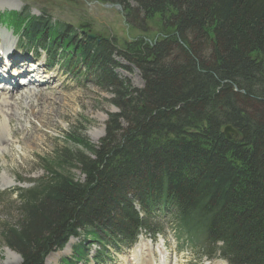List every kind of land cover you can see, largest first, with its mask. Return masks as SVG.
<instances>
[{"label": "trees", "instance_id": "1", "mask_svg": "<svg viewBox=\"0 0 264 264\" xmlns=\"http://www.w3.org/2000/svg\"><path fill=\"white\" fill-rule=\"evenodd\" d=\"M98 1L122 6L145 33L155 24L159 38L121 51L28 8L0 12L25 50L83 66L119 111L98 148L74 137L81 149L43 160L47 176L15 192L18 218L0 224V246L22 264H45L83 233L89 241L74 248L76 260L87 264L94 243L102 263L141 232L161 233L153 221L168 218L195 253L264 264V0ZM116 57L138 69L142 89L118 77L129 67ZM226 126L238 137L227 139Z\"/></svg>", "mask_w": 264, "mask_h": 264}, {"label": "rangeland", "instance_id": "2", "mask_svg": "<svg viewBox=\"0 0 264 264\" xmlns=\"http://www.w3.org/2000/svg\"><path fill=\"white\" fill-rule=\"evenodd\" d=\"M25 8H28L35 16L45 14L55 23L68 24L80 30L84 35L103 38L121 51L126 48L128 43L138 39L156 41L160 36L159 29L157 30L155 24H150V28L146 33L133 28L129 24L128 14L122 6L98 0H0V11L2 12H21ZM4 26L1 29L2 39L3 35L7 34L10 39L18 43L16 46L17 51H24L22 49L25 47L24 40L20 36L12 35L14 29L10 24ZM20 55L19 60L23 62L21 67L30 70L31 67L28 65L30 61L27 59V55L21 52ZM62 60L60 59L59 63L50 67H45L43 61H39L42 64L41 73L34 75V77H37L36 80L44 82L48 81L46 78H51L45 93L49 94V101L56 99L51 108L49 106L45 109L35 108L37 113H42L44 124L40 123V119H35L29 113L31 126L26 127L25 130H22L21 127V124H24L23 118L19 122L14 120L12 123V130L15 133L19 132L17 137L22 143L19 145L14 142L5 154L6 158L0 157V175L6 176L7 180L10 178L15 181L11 188L0 186V193H5L0 198V224H14L18 218V197L15 192L18 189H30L33 184L45 179L47 174L43 166V160L53 162L56 151H60L59 149L63 147L73 150L81 149L74 145V137L84 139L90 145L98 148L102 139L106 137V125L109 116L119 112L111 103L114 98L113 94L110 91H103L98 88L92 74L86 72L83 66L70 70L63 64L64 61L62 62ZM116 60L119 65L129 67L127 70L117 68L116 74L118 77L129 81L134 88L142 89L144 83L138 69L128 65L120 57H116ZM11 71L5 76L6 78L10 77ZM34 84H38V81ZM1 86L3 88L8 87L7 84H1ZM40 93V90L35 92L36 95ZM18 98H16V101H19ZM25 111L27 110L25 109ZM31 127L36 130L32 141L28 137V130ZM69 140L72 143H69ZM89 156L94 159V156ZM71 174L76 181L82 182L84 180V176L78 170H73ZM135 209L139 211L136 202ZM153 223L159 225L158 227L165 232L163 240L157 238L156 241L149 242L152 246L151 249L155 252L150 249L151 246L148 243L146 245L155 255L157 253V259L153 264H163L165 258H168L167 261H171V264H218V260L208 262L205 256L195 254L190 248H186L185 252H180V248L170 231V223L159 222L157 219ZM141 238L150 241L147 235H143ZM88 241V237L83 233L79 239H71L69 246L67 245L65 249L52 253L47 257V259L51 258L47 264H66L64 260L84 264L82 260H76L78 257L75 255L74 248ZM163 241L168 245V253L163 250L166 246L162 245ZM143 244H146L143 240L138 242L133 250H129L125 245H120L118 249H111L107 253V257L104 258L107 261L105 264H131L135 257L140 256L142 252L144 253ZM86 248L90 249L89 259L100 251L99 245L94 243L87 244ZM8 251L12 254H9ZM62 252L64 254L58 256ZM0 264H22V259L17 253L0 246Z\"/></svg>", "mask_w": 264, "mask_h": 264}, {"label": "bare ground", "instance_id": "3", "mask_svg": "<svg viewBox=\"0 0 264 264\" xmlns=\"http://www.w3.org/2000/svg\"><path fill=\"white\" fill-rule=\"evenodd\" d=\"M1 46L5 48L7 51H15L17 42H14L12 39H10V37L7 34H4ZM0 61H3V60L0 59ZM13 63H16V62H13ZM39 69L40 67L38 66V70ZM13 76L16 79H19V82H16L14 79H11L13 83L15 84V85H12L11 90L10 91L0 90L2 91L0 92V157L1 158H6L5 154L10 150L11 145L14 142L19 145H21L22 143V141H20L19 138L17 137V134L19 132L15 133L12 130V123L14 122V120H17L19 122L22 118L24 119V124H21L22 130H25L26 127L31 126V120L28 117L29 116L28 113L32 114L35 119H38V120L40 119V123H41L44 117L42 116V113H37L35 108L45 109V108H48V106L51 108L53 106L52 103L56 100L54 98L53 100L49 101V97H48L49 94L45 93L47 92L46 90L48 89L46 87L47 86L49 87L48 83H45L43 86H41V88L38 87L37 89L35 88L32 91L29 89L33 85L31 82H29L27 86L21 87L20 85L21 82L24 81L26 83L29 78V76L23 71L22 67L16 68L14 70ZM37 90H40L41 92L39 95L35 94ZM51 96H55V95H51ZM17 97H19L18 98L19 101H16ZM29 104H31V106H29ZM25 109L28 112L25 111ZM35 131H36L35 128H32V127L30 130H28V137H30L29 139L30 141H32ZM14 182L15 181L13 179L9 178V180H7L6 176L0 175V186L11 188ZM146 248H147L146 251L140 255V258L138 259V261H136L135 264H152L153 260H155L156 255L152 251L149 250V247H146ZM8 253L12 254L10 251H8ZM63 254L64 252L58 254V256H62ZM50 259L51 258L49 257L46 260V264L48 263ZM136 259L137 257L135 258V260ZM218 264H226V263L221 261V262H218Z\"/></svg>", "mask_w": 264, "mask_h": 264}, {"label": "water", "instance_id": "4", "mask_svg": "<svg viewBox=\"0 0 264 264\" xmlns=\"http://www.w3.org/2000/svg\"><path fill=\"white\" fill-rule=\"evenodd\" d=\"M91 39H94V36H90ZM224 134L227 137V139L231 140L234 137H238V134L231 128V127H227L224 130Z\"/></svg>", "mask_w": 264, "mask_h": 264}]
</instances>
